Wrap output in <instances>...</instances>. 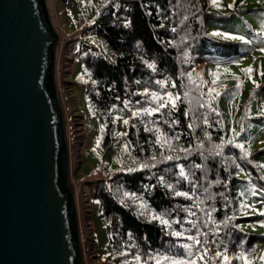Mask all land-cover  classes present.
<instances>
[{"label": "trees", "instance_id": "obj_1", "mask_svg": "<svg viewBox=\"0 0 264 264\" xmlns=\"http://www.w3.org/2000/svg\"><path fill=\"white\" fill-rule=\"evenodd\" d=\"M207 1L106 0L85 29L89 41L78 51L68 42L65 58L74 64V53L81 54L88 73L71 82L104 117L106 146L114 140L118 108L142 97L141 82L149 90L160 89L163 79L175 84L176 103L129 124L125 137L133 168L97 182L92 191L112 223L113 253H125L132 243L140 264H189L193 259L195 264H243L233 252L256 254L264 240L243 228L250 216L240 206L242 186L249 182L264 204V147L250 154L237 146L245 134L228 138L223 106L243 93L228 87L213 94L199 69L209 57L231 63L247 53L243 42L209 33L211 22L222 15ZM244 10L264 12L259 7ZM239 11L234 5L232 13ZM261 92L264 88L255 87L245 102L236 103L243 110L239 126L262 122L250 110ZM140 202L148 206L145 214Z\"/></svg>", "mask_w": 264, "mask_h": 264}, {"label": "rangeland", "instance_id": "obj_2", "mask_svg": "<svg viewBox=\"0 0 264 264\" xmlns=\"http://www.w3.org/2000/svg\"><path fill=\"white\" fill-rule=\"evenodd\" d=\"M49 21L59 34V42L54 50L55 77L54 85L58 96L64 131L72 154L70 181L75 189V203L78 217V235L80 248L86 264H140V259L132 243L123 254H115L110 244L112 223L103 216L99 196L92 195L97 182L109 180L115 174L131 170L133 157L126 141V133L131 122L144 118L160 109L168 102L176 103L178 94L172 80L163 79L161 88L149 90L141 82L138 93L142 95L137 101H129L118 108L117 123L112 144L106 146L102 132L105 127L104 117L94 110L84 92L71 80L87 76L83 57L73 55L75 59L67 60L68 42L78 51L81 43L88 42L85 29L101 13L106 0H44ZM207 3L219 15L211 22L209 33L225 41L243 42L247 54L231 63H223L218 57H209L201 63L202 71L213 94L235 87L242 95L237 102H245L253 88H264V12L254 13L244 9L264 8V0H208ZM234 5L240 11L232 13ZM229 15V16H227ZM220 33L221 35H216ZM235 37H241L237 39ZM252 69L250 73L246 69ZM171 94V100L169 99ZM237 102L225 104L222 127L230 140L245 134L237 143L248 153L264 147V95L258 93L250 107L251 116L263 118L253 124L245 121L239 126L242 112ZM153 109L149 113L147 110ZM127 121V123H125ZM127 162V164H125ZM261 171L264 175V158ZM256 186L246 183L240 193L241 212L250 216L242 225L245 230L264 235V204L255 198ZM141 213L145 214L148 206L140 202ZM264 255V240L258 244L256 254L241 256L234 251L232 256L241 259L243 264H260Z\"/></svg>", "mask_w": 264, "mask_h": 264}, {"label": "water", "instance_id": "obj_3", "mask_svg": "<svg viewBox=\"0 0 264 264\" xmlns=\"http://www.w3.org/2000/svg\"><path fill=\"white\" fill-rule=\"evenodd\" d=\"M44 0H0V264H86Z\"/></svg>", "mask_w": 264, "mask_h": 264}, {"label": "snow or ice", "instance_id": "obj_4", "mask_svg": "<svg viewBox=\"0 0 264 264\" xmlns=\"http://www.w3.org/2000/svg\"><path fill=\"white\" fill-rule=\"evenodd\" d=\"M213 2L215 3V0H213ZM216 35H221L220 33H216ZM237 39H242L241 37H235ZM246 72L250 73L252 71V69H246ZM213 91V90H210ZM169 99L171 100V94H169ZM149 113L153 112V109H148L147 110ZM125 123H127V121H125ZM238 147H242V145H237ZM178 195H186L185 193H178ZM177 235H179V233H177ZM189 239H193L196 243H199V240H197L195 237H189ZM185 248H190V245H184ZM219 255V253H218ZM200 259H203V257L201 256ZM225 260H227V257H224ZM177 264H185L184 261H179L177 262ZM189 264H195V259H193L192 261L189 262Z\"/></svg>", "mask_w": 264, "mask_h": 264}, {"label": "bare ground", "instance_id": "obj_5", "mask_svg": "<svg viewBox=\"0 0 264 264\" xmlns=\"http://www.w3.org/2000/svg\"><path fill=\"white\" fill-rule=\"evenodd\" d=\"M71 182V181H70Z\"/></svg>", "mask_w": 264, "mask_h": 264}]
</instances>
